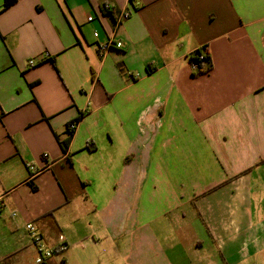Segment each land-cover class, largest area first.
<instances>
[{"label":"crops","instance_id":"1","mask_svg":"<svg viewBox=\"0 0 264 264\" xmlns=\"http://www.w3.org/2000/svg\"><path fill=\"white\" fill-rule=\"evenodd\" d=\"M0 194V264H264V0H0Z\"/></svg>","mask_w":264,"mask_h":264},{"label":"built area","instance_id":"2","mask_svg":"<svg viewBox=\"0 0 264 264\" xmlns=\"http://www.w3.org/2000/svg\"><path fill=\"white\" fill-rule=\"evenodd\" d=\"M102 7L108 11L112 10V6L110 3H104ZM130 16H131V13L129 11L120 12L118 16L116 17L117 25H120L121 23H123L125 20L130 18ZM88 20L92 21L93 17L89 16ZM94 36L98 37V32H95ZM122 47H123V43L121 41H115L113 39H109L107 42L102 43L98 46V51H99V54L104 57L105 55H107V53H109L111 49L122 48ZM46 57L47 55L45 56V58ZM204 58H205V55L202 53L200 55L195 53L193 58H191V67L194 71L202 70V62L204 61ZM28 64L30 67H33L37 63L35 60H30ZM76 125H77L76 123H72L71 125H69V129L74 130L76 128ZM47 157H48L47 154L43 155V158L46 160H47ZM27 166H28L29 171L31 172V176H34L35 174L39 173L44 168L50 167L48 161H47V165L41 168V170L40 169L37 170L36 167L32 164H28ZM4 198H5V194H0V204L3 203ZM26 229L28 231V237L30 239V242L37 249V255L35 257L34 264H49L50 259L53 258L55 253L63 252L66 249V245L64 243V237L62 235L59 237L61 244L57 246L56 248H49L44 244L41 234L38 232V230L33 225V223H28L26 225Z\"/></svg>","mask_w":264,"mask_h":264},{"label":"trees","instance_id":"3","mask_svg":"<svg viewBox=\"0 0 264 264\" xmlns=\"http://www.w3.org/2000/svg\"><path fill=\"white\" fill-rule=\"evenodd\" d=\"M202 51H204V50L202 49V50L197 51V54L200 55L202 53ZM207 56H205L204 60H208V57ZM74 123H77V122H74Z\"/></svg>","mask_w":264,"mask_h":264}]
</instances>
